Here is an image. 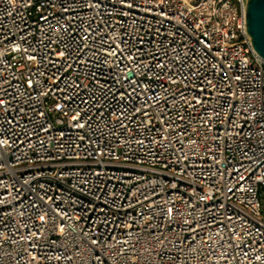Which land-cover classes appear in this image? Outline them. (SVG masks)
<instances>
[{"label": "built area", "instance_id": "obj_1", "mask_svg": "<svg viewBox=\"0 0 264 264\" xmlns=\"http://www.w3.org/2000/svg\"><path fill=\"white\" fill-rule=\"evenodd\" d=\"M0 264H264L243 0H0Z\"/></svg>", "mask_w": 264, "mask_h": 264}, {"label": "water", "instance_id": "obj_2", "mask_svg": "<svg viewBox=\"0 0 264 264\" xmlns=\"http://www.w3.org/2000/svg\"><path fill=\"white\" fill-rule=\"evenodd\" d=\"M244 29L253 51L264 58V0H243Z\"/></svg>", "mask_w": 264, "mask_h": 264}]
</instances>
